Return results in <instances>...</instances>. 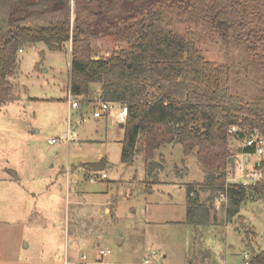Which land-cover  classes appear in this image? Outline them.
I'll list each match as a JSON object with an SVG mask.
<instances>
[{
  "label": "rangeland",
  "instance_id": "rangeland-1",
  "mask_svg": "<svg viewBox=\"0 0 264 264\" xmlns=\"http://www.w3.org/2000/svg\"><path fill=\"white\" fill-rule=\"evenodd\" d=\"M132 1L113 0L106 7L114 5L111 13L121 14ZM245 8L249 41L191 29L200 34L205 60L226 68L229 91L250 102L264 89V0H246ZM91 46L100 59L125 43L97 35ZM69 60V42L58 50L42 42L27 46L18 53L12 100L0 105V264H142L152 253L149 264H186L204 248L216 263L239 264L249 258L250 246L264 249V198L246 200L241 220L225 222L217 196L215 225L186 224L185 188L202 181V166L194 153L184 156L179 144L155 151L154 161L163 158L156 178L146 174L141 157L122 163L123 129L115 108L109 119L89 117L78 124L85 109L70 111L76 136L66 141ZM243 141L229 138L237 162ZM257 158L247 165H258ZM101 159L104 168L97 172L106 179L88 180L91 171L84 165ZM196 195L203 200L207 193ZM198 260L212 264L206 250Z\"/></svg>",
  "mask_w": 264,
  "mask_h": 264
},
{
  "label": "trees",
  "instance_id": "trees-1",
  "mask_svg": "<svg viewBox=\"0 0 264 264\" xmlns=\"http://www.w3.org/2000/svg\"><path fill=\"white\" fill-rule=\"evenodd\" d=\"M70 1L0 0V105L12 100L20 51L38 42L58 50L69 42L67 90L79 109L98 101L127 107L120 161L130 165L141 157L146 174L156 178L163 158L154 161L155 151L179 144L204 170L202 181L185 188L184 222L211 225L217 196L224 221L239 220L246 200L264 198V179L249 187L227 181L229 138H264V89L250 102L231 93L226 68L205 60L191 25L249 41L246 0H133L121 14L111 13L114 5L106 7L113 0H72L73 9ZM97 35H110L125 47L94 58L91 38ZM259 164L264 170V158ZM197 190L207 196L199 200ZM250 253L239 264H264V249L250 246ZM186 264L203 263L193 256Z\"/></svg>",
  "mask_w": 264,
  "mask_h": 264
},
{
  "label": "built area",
  "instance_id": "built-area-1",
  "mask_svg": "<svg viewBox=\"0 0 264 264\" xmlns=\"http://www.w3.org/2000/svg\"><path fill=\"white\" fill-rule=\"evenodd\" d=\"M68 104V130L67 134L64 139L66 141H72L74 140L76 134L72 131V125L70 120V111L75 110L77 113V110H79V102L75 96H73L69 91H67V96L65 100ZM115 108L116 109V117L117 120L120 123H124L126 116H127V107L119 102H110V101H98L95 104H91L89 106L88 110H84V112H81L79 114V118L77 120L78 123L85 122L89 117L92 118H98L105 116L106 118H110V109ZM89 111V113H88ZM56 139L49 140V143H55ZM245 148H252V152H246ZM264 138L258 135H254L250 138L244 139L242 150L239 154V161L235 163V171L233 174V178L230 182H236L244 187L253 186L256 183L262 181L264 179V170L260 168V164L258 165L251 164L247 165L248 162H250V158L252 157H258L257 160H261L264 157ZM90 178L88 180L90 181H97L106 179L107 175L105 173H101L100 175L98 172L91 171ZM224 200V199H223ZM109 250H100V255L108 254ZM155 253H152L150 258H145L142 261V264H149L154 262L153 259L155 257Z\"/></svg>",
  "mask_w": 264,
  "mask_h": 264
},
{
  "label": "water",
  "instance_id": "water-1",
  "mask_svg": "<svg viewBox=\"0 0 264 264\" xmlns=\"http://www.w3.org/2000/svg\"><path fill=\"white\" fill-rule=\"evenodd\" d=\"M119 126L122 128L123 127V123H119ZM229 165H230V169L232 174H234L235 171V163H236V159L234 156H230L229 157ZM86 168L89 171H93V172H97L99 170H102L104 168V160L101 159L99 161L96 162H90L86 164Z\"/></svg>",
  "mask_w": 264,
  "mask_h": 264
},
{
  "label": "crops",
  "instance_id": "crops-1",
  "mask_svg": "<svg viewBox=\"0 0 264 264\" xmlns=\"http://www.w3.org/2000/svg\"><path fill=\"white\" fill-rule=\"evenodd\" d=\"M185 205H186V204H185ZM214 208H215V204H213L211 211H214ZM215 209H216V208H215ZM106 210L108 211V209H106ZM211 214H212V213H211ZM211 225H215V224H211ZM205 250L208 251V260L211 261L212 264H219V263H216L217 259H216V258L214 259L213 254H212L211 251H210L209 249H207V248H204V249L201 251L200 256H202V253H204ZM194 256H196V255H194ZM200 256H199V257L196 256V258L199 259Z\"/></svg>",
  "mask_w": 264,
  "mask_h": 264
}]
</instances>
